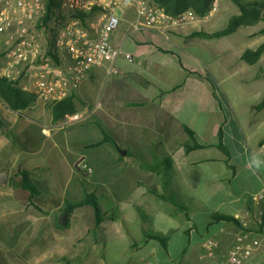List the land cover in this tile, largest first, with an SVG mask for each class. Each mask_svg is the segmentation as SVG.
<instances>
[{
  "label": "crops",
  "instance_id": "obj_1",
  "mask_svg": "<svg viewBox=\"0 0 264 264\" xmlns=\"http://www.w3.org/2000/svg\"><path fill=\"white\" fill-rule=\"evenodd\" d=\"M237 15L240 9L231 0H222L213 16L169 33L154 29L136 32L132 25L137 13L129 10L122 16L113 42L135 62L120 58V75L109 76L106 69L95 68L80 83L76 93L81 105L78 114L84 122L82 136L96 137L86 142L84 149L106 148L99 155L83 158L92 166L106 158L111 161L109 172L100 176L99 171L97 180L106 181L112 210L119 211L118 219L97 220L92 210L93 218L79 220L85 236L98 227L105 229L106 221L115 224L105 229L108 244L101 247L97 237L88 250L101 249L99 258L105 264H133L134 257L140 259L134 264H223L236 238L245 231H251L260 246L244 264H264V234L256 226L258 206L254 202L264 193V110H255L264 100V79L260 77L264 54L255 65L243 60L247 51H256L264 44V23L240 28L220 39L196 36L223 30ZM219 24L222 28L216 29ZM24 84L19 83L21 88ZM40 104L30 111L37 112ZM0 112L11 124L3 128L0 140H9L12 135L18 143L31 146L34 132L27 134L31 122L18 128L19 122L7 117L12 111L1 101ZM16 114L24 118L25 113ZM186 127L205 148L187 150L190 136ZM41 129L48 136L54 135ZM104 133L118 146L105 143L92 148L104 140ZM25 149L15 151L29 156L32 152ZM115 149L127 151V155H118ZM22 171L31 173L26 167ZM17 178L21 180L20 172ZM135 194L140 195L135 198ZM175 195H189L197 206L189 210L163 199L175 201ZM138 202L156 210L152 222L159 233L144 236L137 230L140 245L133 243L130 226L134 223L129 222L136 221ZM85 208L92 207L79 208L73 215ZM218 215L241 218L248 227L218 221ZM61 228L50 227V233L64 236ZM154 237H162V241ZM210 241L216 246L210 247ZM125 252L130 253L128 257L122 254Z\"/></svg>",
  "mask_w": 264,
  "mask_h": 264
},
{
  "label": "rangeland",
  "instance_id": "obj_2",
  "mask_svg": "<svg viewBox=\"0 0 264 264\" xmlns=\"http://www.w3.org/2000/svg\"><path fill=\"white\" fill-rule=\"evenodd\" d=\"M234 5L236 4L234 3ZM61 25L59 21L52 24L57 28ZM215 28L220 29L222 27L219 24ZM46 33V31H40L39 35L45 53L48 42ZM5 57V48L0 45V69L5 64ZM38 104L45 107L39 110L40 106H38L37 112L30 110L25 112L24 118H20L13 112L7 115L9 119L19 122L18 128L31 122L32 125L27 131V134L34 132V140L31 146L18 143L12 138V135H10L9 140H0V171L9 170L12 174L9 185L0 187V264H105L104 260L99 258L101 249L97 252L88 250L97 237L100 239L99 245L101 247L108 244L105 229L111 228L112 225L115 227L113 221H106L105 229L98 227L91 235L85 236V227L81 225L82 222L80 221L82 218L94 217V209L85 208L72 215L68 227L61 226L64 236L50 233V227L55 228L61 225V220L65 215L66 203L58 209H56V205L65 198H67L66 201L76 202L93 196L98 200L105 218L111 219L114 216L119 218V211L112 210L111 194L106 191L109 189L105 185L106 181L97 180L99 179V171H101L100 176H105L109 172L111 161H107L106 158L104 162H97L98 168L94 164V167L92 166L93 175H85L76 168L78 163L86 161L84 156L99 155L106 148L85 150L84 144L96 140V137L82 136V129L80 128L81 124L84 123L82 120L69 122L66 117L61 122H52L53 114L50 104L42 102H38ZM77 104L81 107L78 99ZM4 116L0 112V119L4 120L6 124L4 127L0 125V137L3 136V128L11 126ZM41 128L51 131L54 135L48 136ZM5 141L8 142L4 144ZM16 148L20 150L27 148L25 150L32 153L29 156L28 153H25L22 157L17 155ZM115 150L118 155L121 153L118 149ZM24 167L30 169L31 180L38 192L33 200L30 198L31 194L29 196L26 190L22 188L23 179L18 180L17 178ZM9 189L14 190L11 192ZM139 195L135 194L134 197L137 198ZM174 199L177 204H181L189 210H192L193 206H197V203H194L189 195H175ZM138 206L139 209L135 211V219H133L136 221L129 220V222L134 223L133 226H130L132 239H134L133 243L140 245L143 243L136 238L137 230L144 233V236L146 234L158 236L159 233L154 229L152 222L156 217V210L149 204L142 202H138ZM145 222L150 226L146 227L147 223ZM118 223L117 225L123 227V224ZM60 246L64 249L62 250ZM60 254L63 256H57ZM122 254L128 257L130 253ZM139 260V258L134 257L132 262L134 264ZM200 264L202 263L200 262Z\"/></svg>",
  "mask_w": 264,
  "mask_h": 264
},
{
  "label": "built area",
  "instance_id": "obj_3",
  "mask_svg": "<svg viewBox=\"0 0 264 264\" xmlns=\"http://www.w3.org/2000/svg\"><path fill=\"white\" fill-rule=\"evenodd\" d=\"M221 1H213L207 18L218 12ZM133 9L137 13L132 25L136 32L154 29L169 33L199 19L192 11L170 16L155 0H64L58 17L62 25L57 28L55 42L58 64L46 56L39 39V24L46 15L45 0H0V45L6 51L0 79L25 81L23 90L34 93L39 102L55 104L76 92L95 68L106 69L109 76L120 75L119 59L133 63L135 58L114 44L113 34L120 28L123 14ZM67 119L77 122L83 118L76 114ZM78 168L87 175L94 173L86 161L78 163ZM254 202L258 206L256 226L264 234V193L255 197ZM237 220L248 227L241 218ZM251 233L245 231L236 238L223 264H244L253 256L260 242ZM208 244L216 246L213 241Z\"/></svg>",
  "mask_w": 264,
  "mask_h": 264
},
{
  "label": "trees",
  "instance_id": "obj_4",
  "mask_svg": "<svg viewBox=\"0 0 264 264\" xmlns=\"http://www.w3.org/2000/svg\"><path fill=\"white\" fill-rule=\"evenodd\" d=\"M214 0H155V2L162 7L167 14L173 17H178L188 11L194 12L199 18H205L211 11V7ZM240 9V15L232 17L227 26L216 33L207 34V33H198L196 36L209 38V39H220L224 37L231 36L238 32L240 28L243 27H253L262 22H264V0H254V1H245V0H232ZM46 2V15L44 19L39 24V30L41 32L46 31L47 36V47H46V56L55 60L58 64L60 61L55 52V42H56V32L57 27L52 26L58 21L60 17V9L64 0H45ZM84 18H89L91 15H81ZM56 20V21H55ZM49 43V44H48ZM51 43V46H50ZM264 54V44H262L256 51L249 50L243 55V60L250 65L257 64L261 57ZM264 79V71L260 75ZM77 93L73 92L67 99L62 102L55 104H50V108L53 114V121L55 123L63 121L67 116L76 115L80 111V107L77 104ZM0 101L12 112L16 113H25L28 110H31L35 107L39 100L34 93L27 92L23 90L19 82L12 81L7 78L0 79ZM255 110L262 111L264 110V100L261 104L255 107ZM0 125L4 127V123L0 119ZM186 131L190 136V142L186 145L188 151L198 150L205 148V146L197 143L195 133L188 127ZM104 140L98 144L92 145V148L101 146L105 143H111L114 146H118L116 141H114L108 134L104 133ZM222 148V147H221ZM223 149V148H222ZM76 168L81 171L78 166ZM84 173V172H83ZM22 176V188L30 192V198L33 200L38 195L35 184L31 180V173L27 171H20ZM85 174V173H84ZM87 175V174H85ZM166 201L173 203L176 206H179L172 198H163ZM90 206L95 210L97 220L104 219L102 209L98 200L87 197L83 200L70 202L67 201L64 214H69L70 217L73 213L82 207ZM113 218V217H112ZM111 218V219H112ZM216 220L221 221L225 220L227 222H234L240 224L237 219L234 217L218 215L215 217ZM61 226V225H60ZM69 225H67L68 227ZM157 240L162 241V237H154Z\"/></svg>",
  "mask_w": 264,
  "mask_h": 264
},
{
  "label": "water",
  "instance_id": "obj_5",
  "mask_svg": "<svg viewBox=\"0 0 264 264\" xmlns=\"http://www.w3.org/2000/svg\"><path fill=\"white\" fill-rule=\"evenodd\" d=\"M122 155L126 156L127 151L121 152ZM9 177H10V171L9 170H2L0 171V187H7L9 185ZM70 215L65 214L61 220V226L66 227L68 224Z\"/></svg>",
  "mask_w": 264,
  "mask_h": 264
}]
</instances>
